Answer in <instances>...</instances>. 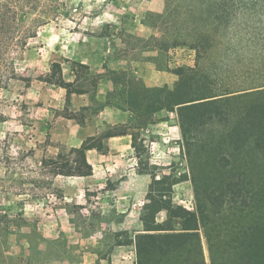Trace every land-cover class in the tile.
Listing matches in <instances>:
<instances>
[{
    "label": "rangeland",
    "instance_id": "obj_1",
    "mask_svg": "<svg viewBox=\"0 0 264 264\" xmlns=\"http://www.w3.org/2000/svg\"><path fill=\"white\" fill-rule=\"evenodd\" d=\"M61 2L58 18L40 29L38 38L30 41L25 52L15 53V67L21 79L3 80L0 65V217H9L4 218L0 229V264H113L109 258L113 248L121 242L131 243L132 230L110 229L107 224L109 219L122 221V215H104L101 204H96L91 193H88L89 212L65 202V191L61 188L65 183L56 182L52 168L43 164L44 160L57 158L59 154L76 157L71 156V148L62 144L69 125L64 117L73 114L85 120L88 113L82 109L84 98H76L74 104L67 106L66 89L39 80L51 72L55 62H61L66 79H72L75 68L69 59L76 52H86L95 63L101 60L97 51L103 56L102 60L126 59L129 63L126 75L114 78L120 83L130 82L134 108L142 114L140 121L129 120L126 126L137 138V171L152 178L149 196L141 210L143 221L147 218V207L155 198L198 212L197 189L204 198L217 193L228 175L222 124L195 129L200 141L190 151L178 110L169 107L155 112L154 102L158 90L175 88L177 80L171 82L169 74L174 73L178 79L182 67L208 72L200 79L199 89L207 91V82L217 83L214 89L221 94L219 85L236 79L227 73L228 67L240 65L241 60L255 54V41L248 45L237 41L243 34L255 40V4L247 0ZM219 16L232 19L234 26L228 36L222 34L218 41L215 29ZM242 22H249L251 26L242 31L245 27H238ZM206 29L208 49L199 44ZM149 72L163 73V77H157L160 86L146 85L141 75ZM103 76L113 77L109 73ZM107 83L101 84L104 93L108 91ZM128 97H117L115 102L126 103ZM89 114L93 122L96 113L90 111ZM149 127L161 128L155 134L154 131L144 133L143 129ZM251 165L249 180L255 189V185L264 183V175L261 169L255 170L254 163ZM61 206L72 215L75 228L56 222L52 226L51 240H45L44 219L50 207ZM260 209L262 211L263 206ZM167 215L163 211L157 221L165 222ZM230 219L237 226L238 217L232 214ZM172 229H181L178 221L173 223ZM98 232L107 233L112 237L111 242L96 244L91 236ZM238 234L239 229H236L228 238H238ZM202 236L209 257L203 230ZM150 262L145 264H155L154 259ZM130 264H139L138 257L131 259Z\"/></svg>",
    "mask_w": 264,
    "mask_h": 264
},
{
    "label": "trees",
    "instance_id": "obj_2",
    "mask_svg": "<svg viewBox=\"0 0 264 264\" xmlns=\"http://www.w3.org/2000/svg\"><path fill=\"white\" fill-rule=\"evenodd\" d=\"M247 1L255 4V40L243 34L237 41L246 45L255 41V54L252 58L241 60L240 65L228 67L227 73L236 76V79L219 85L221 94L214 89L217 83L207 82V92L199 89V81L208 72L201 68L182 67L178 71L174 89L157 91L154 111L169 107L178 110L190 151L200 141L194 133L195 129L222 124L228 175L221 182L219 193L204 198L197 189L198 212L173 201L155 198L152 205L147 207L144 233L136 237L139 264L151 263V259L155 264H264V183L255 185L253 189L249 180L252 163L255 170L261 169L264 175V0ZM62 6L61 0H0V65L3 80L9 79L11 82L21 79L15 67V53L25 52L30 41L38 38L40 29L58 18ZM232 22L230 18L218 17L215 29L217 40L222 34L228 36L234 26ZM241 26L245 27L242 31H246L251 25L242 22L238 27ZM208 34L206 29L199 38V44L205 48ZM74 68V82L66 80L61 62H55L51 72L39 80L67 89L68 104L73 93H89L95 103L91 110H102L105 105L96 100L101 76L93 74L91 67L83 63L74 62ZM117 84L121 88L111 93L114 99L129 95L124 101L126 103H119L117 107L132 111L136 115V122L140 121L142 114L134 108L130 82ZM118 134L126 132L105 131L99 137L87 139L81 148H73L70 154L75 155V159L59 154L57 158L44 160L43 164L51 167L56 176H91L93 166L88 162L87 152L92 149L106 152L104 141ZM133 140L135 151H138L134 134ZM260 206H263L262 211ZM163 211L168 214L167 220L160 223L157 216ZM232 214L239 219L237 226L230 219ZM4 218L9 217H0V229ZM176 221L181 227L178 231L172 229ZM236 229H239L238 238H228ZM202 230L207 239L209 257L205 253ZM29 244L32 247V241Z\"/></svg>",
    "mask_w": 264,
    "mask_h": 264
},
{
    "label": "crops",
    "instance_id": "obj_3",
    "mask_svg": "<svg viewBox=\"0 0 264 264\" xmlns=\"http://www.w3.org/2000/svg\"><path fill=\"white\" fill-rule=\"evenodd\" d=\"M94 50L95 48H93L91 52ZM97 52L101 56V60L97 61L99 63H95L86 52H76V54L70 57L69 62L73 63V65L74 62L88 65L91 67V72L93 74L101 76L97 88L96 100L99 104L105 106L102 110L94 112L96 116L92 122L91 117H89V112L93 111L91 109H93L92 106H95V103L91 94L73 93L71 95V103L74 104L76 98H84L82 109H85L88 115L85 120H81L79 115L73 114L64 117V119L69 122V125L68 129L65 131L67 137L62 141V144L67 145L71 149H78L81 148L87 139L99 137L108 130H113L117 133L126 132V134H118L117 136L106 139L104 141V145L107 148L106 152L98 149H92L87 152L88 162L93 166V174L91 176L67 177L60 175L57 176L56 182L65 183V185L61 186L65 191V202L69 204L74 203L75 205L83 207L82 211H90L88 208V193H91V198L97 200L96 204H101L104 215L110 213L122 215V221L109 219L110 221L106 223L108 225L110 224V229L112 227H121L125 230H132L131 234L133 236L130 238L131 243H118L111 251L109 258L113 264H130L131 259H137L138 257L136 237L144 233L145 228L144 221L141 218V210L146 198L149 196V187L152 183V178L148 174L139 173L136 168L138 166L136 162L139 160V157L136 156V151L133 146L134 133L131 131V128L126 126L129 120H136V115L130 110L117 107L119 102H115L117 98L114 99L112 96L115 91L121 88V86L117 84L114 76L120 74L126 75V72L129 71V63L126 59L112 61L102 60L103 56L99 51ZM138 64L139 63L136 65ZM99 67H101V69H98ZM110 71L116 74H111L109 73ZM73 73L74 77L72 79H66L68 82H74L76 80L74 70ZM105 73H109L113 75V77L110 76L106 78L103 76ZM159 74L155 75L149 72L141 76L148 87H155L161 85L157 82V77L164 76L163 73ZM169 78L173 83L178 80L174 73L169 74ZM104 81L108 82V91L106 93L100 89ZM70 104L67 103V106ZM79 110L81 111V108ZM103 128L109 129L105 130ZM160 128L161 127H149L148 130L147 128L143 129V132L150 134L151 131H154L155 134V131ZM147 134L146 136H148ZM78 137L81 138L78 139ZM51 211H53V213H51ZM46 217L47 218L44 219L43 230V238L45 240H51L52 226H54L56 222L58 224L59 222H63L64 225L73 226L72 215L65 207L61 206L56 209L50 207L49 214ZM106 223L103 224V226L106 225ZM73 227L75 228V226ZM106 234L98 232L91 237L95 239L96 244L111 242L112 237H108ZM113 237L116 238V235H113ZM120 238L124 239V236H120Z\"/></svg>",
    "mask_w": 264,
    "mask_h": 264
}]
</instances>
